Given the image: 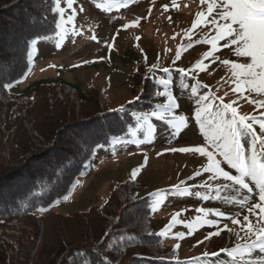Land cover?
<instances>
[{
  "label": "rangeland",
  "instance_id": "1",
  "mask_svg": "<svg viewBox=\"0 0 264 264\" xmlns=\"http://www.w3.org/2000/svg\"><path fill=\"white\" fill-rule=\"evenodd\" d=\"M59 3L65 10L64 23L61 28L56 27L54 35L31 44L28 71L14 87L7 88L9 92L24 91L40 81L65 82L78 88L80 95L90 101L82 104L77 93L69 90L61 93V104L69 106V112L74 114L91 110L95 105L105 110L124 107L139 95L154 64L157 65L154 75L163 74L165 86L157 93L155 109L140 119L137 129L97 150L88 170L76 179L70 193L37 214L73 218L103 206L115 190L119 193L127 190L131 199L153 197L151 229L164 246L176 250L178 264H185L187 260H191L188 264H199L203 258L197 257L205 253L209 256L255 239L250 234L246 236V229L233 225L230 219L242 221L247 207L257 202L254 185L252 194L224 187L222 180L212 181L211 186L206 187L204 182L211 175L203 172L207 159L198 153L170 150L205 146L200 125L194 120L201 95L212 96L213 105L220 104L215 97H223L224 102L237 100L230 91L235 85L229 79V69L219 63L220 59L236 58L228 49L220 48L213 54L217 57L215 62L212 57L203 59V53L211 50V45L203 41L213 36L214 30L209 31L211 26L203 24L192 29L196 13L206 12L207 5H202L200 0H73L71 7L67 0H59ZM163 6H167V10ZM69 16L73 17L71 22H68ZM137 18H140L139 23L134 24ZM125 24L129 25L127 29L122 27ZM178 48L181 58L173 63ZM198 60H203L207 69L188 73ZM137 63L141 67H137ZM193 86L197 89L195 96ZM169 97L175 101L171 109ZM234 106L241 114L259 116L264 112V108L256 110L255 105L243 98ZM180 116L185 122L177 130L168 121ZM208 118L211 119V115ZM222 167L229 170L226 165ZM134 169H139V174L132 177ZM196 172L200 175H195ZM205 196L208 198L204 199ZM246 196L249 197L247 204L241 207ZM215 211L224 213V217H217ZM97 214L94 211L91 215L75 217L63 225L54 221L45 228L43 243H53L56 230L61 228L94 230L102 220ZM250 219L253 224L257 223L256 217ZM206 220L212 221V225L204 223ZM166 225L170 226L169 230L160 236ZM218 228H224L220 235L204 239ZM181 233L183 238L177 239ZM176 245L179 248H175ZM242 259L237 264L259 260L255 256ZM226 264L234 263L227 261Z\"/></svg>",
  "mask_w": 264,
  "mask_h": 264
},
{
  "label": "trees",
  "instance_id": "2",
  "mask_svg": "<svg viewBox=\"0 0 264 264\" xmlns=\"http://www.w3.org/2000/svg\"><path fill=\"white\" fill-rule=\"evenodd\" d=\"M53 6L54 0H0V264H178L176 250L151 229L152 196L131 199L127 190H115L103 206L73 218L37 214L70 193L97 150L137 129L165 86L163 74L154 75L153 68L129 105L115 110L95 105L74 114L61 104V93L69 90L82 104L90 101L65 82L40 81L9 92L4 85L14 87L28 71L31 41L55 34ZM94 211L102 219L94 230L61 228L53 243H43L42 234L54 221L68 224ZM257 252L246 257L261 259ZM197 258H203L199 264L243 260L220 252Z\"/></svg>",
  "mask_w": 264,
  "mask_h": 264
},
{
  "label": "snow or ice",
  "instance_id": "3",
  "mask_svg": "<svg viewBox=\"0 0 264 264\" xmlns=\"http://www.w3.org/2000/svg\"><path fill=\"white\" fill-rule=\"evenodd\" d=\"M72 3L73 0H67L69 7L72 6ZM200 3L207 5L206 12L196 13L192 29H196L201 24L210 25L209 31L214 30L215 33L203 41V43L211 45V50L203 53V59L212 57L215 62L217 57L213 54L220 48L228 49L236 59L224 58L220 59L219 63L229 69V79L235 85L230 88V91L237 96V100L243 98L248 103L255 105L256 110L264 108V0H200ZM163 7L167 10V6ZM51 11L60 14L61 20L57 21L56 27L61 28L64 23L65 10L60 7L59 0H54ZM150 13L151 9H149ZM72 19L73 17L69 16L68 22H71ZM139 19L137 18L133 23L138 24ZM122 27L127 29L129 25L125 24ZM31 43L35 44L36 41L32 40ZM181 54V49L178 48L173 63L181 58ZM156 66L154 64L152 67ZM194 69L204 71L207 69V65L203 60H198L193 69L187 71L191 73ZM168 70L164 69V71ZM178 71L185 72L184 69ZM4 87L10 88L11 84H5ZM196 92L197 89L193 86L192 95L195 96ZM225 95H228V92H225ZM215 99L220 100L219 105L210 103L213 100L212 96L201 95L197 100L200 107L195 110L194 114V120L199 123L200 131L203 133L205 146L172 148L170 150L198 153L207 159V164L203 166V172L211 175L204 182L206 187H210L212 181L222 180L224 187L233 188L238 192L244 190L247 194H252L255 188L257 202L247 207V214L243 216V220L230 218L233 225H240L246 229V236L250 234L255 239H248L243 249L239 247L231 250L220 249L219 252L227 253L228 257L235 259L237 254L240 257L252 256L253 250H257L264 257V112H260L259 116L241 114L234 106L237 100L224 102L223 97H215ZM173 105H175V101L169 97V109ZM151 114L156 115L155 112ZM168 114L171 115V111ZM208 115H211L212 118L209 119ZM184 122L183 116L173 117L168 121L177 130ZM222 165H226L229 170H225ZM138 174L139 169H134L131 173L132 177ZM195 175L199 176L200 172H196ZM207 198V196L204 197V199ZM248 198L245 197L241 207L247 204ZM197 211L205 212L206 210L197 209ZM214 215L224 217L225 214L215 211ZM253 216L256 217V224H253L250 219ZM175 219L176 217L173 216L172 220L175 221ZM204 223L211 226L213 222L206 220ZM169 228L170 226L166 225L159 235L164 236ZM224 228H227V225ZM224 228L209 232L204 239L210 240L212 237L220 235ZM176 238H183V233L178 234ZM198 243H203V241H198ZM175 248H179V245H176ZM212 255L217 256L219 253L213 252ZM247 264H264V258L249 260Z\"/></svg>",
  "mask_w": 264,
  "mask_h": 264
}]
</instances>
